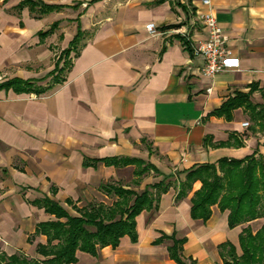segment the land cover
I'll return each mask as SVG.
<instances>
[{
  "label": "crops",
  "instance_id": "obj_1",
  "mask_svg": "<svg viewBox=\"0 0 264 264\" xmlns=\"http://www.w3.org/2000/svg\"><path fill=\"white\" fill-rule=\"evenodd\" d=\"M20 1L0 0V82L43 78L78 30L82 39L62 84L42 94L0 89V250L45 259L37 245L46 236L36 228L55 216L38 203L44 197L77 215L74 206L112 202L101 183L139 193L164 180L158 202L135 217V240L124 235L95 255L77 250L73 264H180L169 253L174 239L188 264H225L224 244L240 256L239 234L264 227V216L230 228L228 210L212 205L207 220L192 218L199 181L176 196L196 165L264 156V129L247 109L213 114L251 88L250 101L264 105V0H210L239 59L237 69L213 77L202 74L194 51L207 38L202 0H41L58 6L48 12L18 9ZM127 157L157 172L138 177L132 164L103 162Z\"/></svg>",
  "mask_w": 264,
  "mask_h": 264
},
{
  "label": "trees",
  "instance_id": "obj_2",
  "mask_svg": "<svg viewBox=\"0 0 264 264\" xmlns=\"http://www.w3.org/2000/svg\"><path fill=\"white\" fill-rule=\"evenodd\" d=\"M24 6H28L31 11L39 8L41 12L58 8L56 5H46L41 0H21L18 9ZM42 34L46 32L39 35ZM81 39L82 32L78 30L67 47L60 52L54 68L43 78H12L0 82V89L42 94L49 86H39L37 82L52 77V81L62 84L66 76L60 75L62 72L67 73L72 62V58H67L71 52L75 56L78 54ZM60 62H63L61 66ZM250 91L237 92L213 111V114L229 118L232 110L244 107L248 110L250 119L264 129V105L253 104L250 101ZM103 162L121 166L132 164L135 166L133 174L138 177L151 169L157 172L153 164L140 158H111ZM196 181L201 185L191 197L192 218L207 220L212 205H217L221 211L228 210L227 221L230 228L264 216V156H255L253 152L243 158L222 157L213 163L196 165L186 171L176 198L185 196ZM150 188H155L157 193H153ZM99 189L112 198V202L108 204L95 201L81 208L74 206L77 215H71L58 202L48 197L38 201L47 213L55 216L54 220L41 222L36 228V233L46 236V244L37 245V252L45 259L40 261L20 253L7 255L0 250V264H73L77 261V250L95 255L99 247H116L124 235L135 240V217L143 209L152 208L153 203L158 202L160 192L166 191L167 185L163 180L137 193L120 184L106 182L101 183ZM239 243L242 249L240 256L236 255L232 245L220 246L221 249L228 247L229 260H225V264H264V227L254 234L248 227L244 228L239 234ZM181 245L182 240L174 239L169 253L178 263L188 264L179 254Z\"/></svg>",
  "mask_w": 264,
  "mask_h": 264
},
{
  "label": "built area",
  "instance_id": "obj_3",
  "mask_svg": "<svg viewBox=\"0 0 264 264\" xmlns=\"http://www.w3.org/2000/svg\"><path fill=\"white\" fill-rule=\"evenodd\" d=\"M207 9L201 15V21L207 30V38L199 41L194 46L196 54L202 56L204 64L202 74L207 77H213L223 71L237 69L239 67L238 57L232 54L231 49L226 45L222 28L209 9L210 0H202ZM146 29L150 34H157L153 23H148ZM248 122H243L242 126L247 127Z\"/></svg>",
  "mask_w": 264,
  "mask_h": 264
},
{
  "label": "rangeland",
  "instance_id": "obj_4",
  "mask_svg": "<svg viewBox=\"0 0 264 264\" xmlns=\"http://www.w3.org/2000/svg\"><path fill=\"white\" fill-rule=\"evenodd\" d=\"M72 56H73V52L70 53V55L68 56L67 59H70V60H71ZM62 64H63V62H60V66H61ZM65 73H66V72H62L60 76H61V77L66 76ZM51 78H52V77H48V78H46V79L43 80V81L37 82V85H39V86H40V85H41V86H44V85H45V86H49V88L46 90V91H49V90H51L53 87L59 85L58 83L52 81ZM41 83H43V84H41ZM106 201H107V202H110V199H106Z\"/></svg>",
  "mask_w": 264,
  "mask_h": 264
}]
</instances>
